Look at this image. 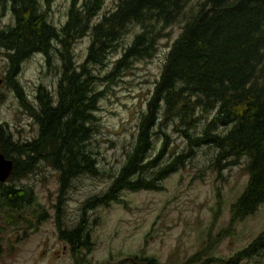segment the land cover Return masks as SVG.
Instances as JSON below:
<instances>
[{
	"label": "trees",
	"instance_id": "obj_1",
	"mask_svg": "<svg viewBox=\"0 0 264 264\" xmlns=\"http://www.w3.org/2000/svg\"><path fill=\"white\" fill-rule=\"evenodd\" d=\"M54 1L0 0V18L5 12L12 16V25L0 29V50L8 62L5 79L17 96L15 78L25 60L37 54L49 58L57 44L61 63L55 96L39 87L35 106L23 94L18 97L38 126L37 137L17 145L8 133L0 134V153L13 162L10 185L0 183V212L19 217L37 206L31 186L12 182L32 174L41 162L59 173L62 196L76 178L99 176L96 157L88 149L101 95L95 90V67L122 48L106 77L113 79L133 61L150 59L166 30L179 24L123 166L104 194L83 204L72 228L59 221L56 207L58 237L68 245L74 264H87L83 251L89 252L92 238L85 214L109 207L123 192L161 190V182L202 147L217 151L216 163L247 159L248 181L231 206L229 226L253 215L264 204V0H113V7L104 11L106 0H71L60 29L48 19ZM85 36L90 37L87 55L76 65L71 49ZM203 119L206 124L194 135ZM169 124L182 133L188 150L161 165L165 134L163 149L155 156L151 152L154 139ZM262 252L264 230L236 259ZM137 262L157 264L151 258Z\"/></svg>",
	"mask_w": 264,
	"mask_h": 264
},
{
	"label": "rangeland",
	"instance_id": "obj_2",
	"mask_svg": "<svg viewBox=\"0 0 264 264\" xmlns=\"http://www.w3.org/2000/svg\"><path fill=\"white\" fill-rule=\"evenodd\" d=\"M70 4L71 0H55L50 6L48 19L57 29L65 23ZM112 7L113 0H106L103 11ZM11 25L12 16L5 12L0 29ZM180 28L179 24L168 28L150 59L133 61L129 69L111 80L106 77L122 55V48L111 54L104 66L95 67L99 78L95 90L101 95L88 149L96 157L99 176L76 178L62 196L59 173L41 162L32 174L12 182L18 187L31 186L37 206L23 212L20 216L24 218L0 212V264H74L68 245L58 237L56 207H60L59 221L72 228L82 214L83 204L106 192L126 160L139 117ZM133 35L131 32L125 37L124 45ZM89 45V36L74 43L71 52L76 65L83 64ZM54 46L49 58L37 54L25 60L15 78L20 95L32 106L36 105L39 87L56 95L61 63L60 46ZM5 54L0 50V128L13 133L19 142H30L37 137L38 126L5 79ZM205 124L201 120L193 134H198ZM161 134L167 136L161 165L188 150L182 133L176 125L169 124L154 139L151 156L163 149ZM193 154L161 182V190L123 192L109 207L85 214L92 238L89 252L83 251L87 264H140L137 261L141 258H151L157 264H264V252L236 259L264 230V204L253 215L229 226L231 206L248 181L247 159L233 160L229 165L227 161L216 163L217 151L212 147L195 148Z\"/></svg>",
	"mask_w": 264,
	"mask_h": 264
},
{
	"label": "water",
	"instance_id": "obj_3",
	"mask_svg": "<svg viewBox=\"0 0 264 264\" xmlns=\"http://www.w3.org/2000/svg\"><path fill=\"white\" fill-rule=\"evenodd\" d=\"M13 171V162L0 153V183H5Z\"/></svg>",
	"mask_w": 264,
	"mask_h": 264
},
{
	"label": "flooded vegetation",
	"instance_id": "obj_4",
	"mask_svg": "<svg viewBox=\"0 0 264 264\" xmlns=\"http://www.w3.org/2000/svg\"><path fill=\"white\" fill-rule=\"evenodd\" d=\"M4 129L0 128V134H3ZM9 135L12 136V143L17 144V145H22L24 143V141L21 140V142L18 141V139L15 138V135L13 133L7 132Z\"/></svg>",
	"mask_w": 264,
	"mask_h": 264
}]
</instances>
